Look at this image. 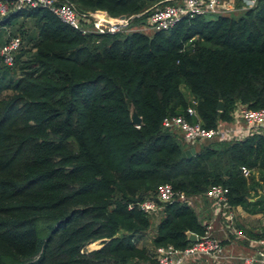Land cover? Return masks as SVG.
Instances as JSON below:
<instances>
[{"label":"trees","instance_id":"trees-1","mask_svg":"<svg viewBox=\"0 0 264 264\" xmlns=\"http://www.w3.org/2000/svg\"><path fill=\"white\" fill-rule=\"evenodd\" d=\"M64 1L132 15L127 27L163 4L56 0ZM147 31L82 32L41 6L0 18V46L19 39L11 64L0 57V264H157L156 246L184 247L188 232L204 230L187 202L156 198L160 182L186 195L219 183L230 204L264 207L248 199L264 182L263 131L182 154L180 133L161 125L181 114L211 127L231 120L237 105L264 106V0ZM145 198L157 209L139 208ZM94 239L99 246L83 247Z\"/></svg>","mask_w":264,"mask_h":264},{"label":"built area","instance_id":"built-area-1","mask_svg":"<svg viewBox=\"0 0 264 264\" xmlns=\"http://www.w3.org/2000/svg\"><path fill=\"white\" fill-rule=\"evenodd\" d=\"M256 0H160V6H152L149 10L146 21L142 25L143 29L166 30L184 15H215L226 13L233 10L236 3L240 8L251 7ZM35 7L47 8L61 22L76 28L91 30L96 33H113L127 28L132 15L120 18L110 16L102 10L78 11L73 3L64 1L61 3L56 0H0V18L4 16L9 8L14 7ZM82 22L88 24L87 27L81 26ZM19 45L17 36H9L5 43L0 46V57L5 64H11L13 53ZM186 113L193 115L192 105L186 107ZM238 117L248 128H264V106L250 108L244 105H237L234 110L233 120ZM230 121H219L215 126L205 127L198 120H188L181 114L165 115L161 119L163 127L173 128L180 132V135L188 141H209V140H228L235 134ZM244 175H248L249 169L241 166ZM227 187L219 183L210 184L204 194L210 198L214 207L221 211L226 229L238 237L248 240V248L237 254L240 264H264V236L249 238L245 232L236 225V214L233 205L226 197ZM156 198L159 201H166L176 198L191 204L189 195L182 191L174 190L168 182H160L155 190ZM139 208L144 211L157 209L158 205L152 198H145L138 203ZM204 230L201 234L194 233V239L184 247H174L167 243L158 245L154 249V256L157 264H186L189 259L200 255H210L216 260L226 259L231 256L223 243L211 231L209 221L203 222ZM234 239H229L233 242Z\"/></svg>","mask_w":264,"mask_h":264},{"label":"crops","instance_id":"crops-1","mask_svg":"<svg viewBox=\"0 0 264 264\" xmlns=\"http://www.w3.org/2000/svg\"><path fill=\"white\" fill-rule=\"evenodd\" d=\"M239 9H240L239 6L235 5L233 10L226 12H231L235 14L239 11ZM231 120H232L231 122L234 123V125H229V126H232L236 132L234 136H232V138L230 139L242 138L253 131L264 132L263 126H258L257 128H252V129L248 128L236 116H235V120L233 119ZM181 140L183 143V150L190 147H193L195 150L197 145L200 143V141L198 140H194V141L185 140L182 136H181ZM252 173L256 178L257 171L252 170ZM259 193H264V182L262 184V187H256L255 194L252 197H249L248 199L260 200L256 198L259 195ZM189 197L191 199L190 205L193 208L197 218L201 221V223L209 221L211 226V231L219 238V240L221 241V243H223L226 250L230 252L231 256L226 259L216 260L214 257L210 255H200L198 257L189 259V261L186 264H240L237 254L239 252L245 251L248 248V240L242 237H238L233 233H231L230 231H228V229H226L221 211L218 208L214 207L212 200L208 198L204 193L189 195ZM260 201L264 205V202L262 200ZM233 209L236 214V225L240 227L249 238L258 237L252 235V232L260 233L261 231H264V207L256 212H248L244 207H242L239 204H236L233 205ZM152 231H153V226H151L150 228V232ZM259 236H264V235H259ZM229 239L231 240L234 239V240L233 242H231L229 241Z\"/></svg>","mask_w":264,"mask_h":264},{"label":"water","instance_id":"water-1","mask_svg":"<svg viewBox=\"0 0 264 264\" xmlns=\"http://www.w3.org/2000/svg\"><path fill=\"white\" fill-rule=\"evenodd\" d=\"M120 18H123V15H119ZM219 108L221 107V102L219 101L218 102V105H217ZM129 115H130V119L133 123L135 124H138L140 122V116L135 112L134 108L132 106H130V110H129ZM194 151V148L193 147H190V148H187V149H184L182 151V154H190L191 152ZM257 199H260L264 202V193H259V195L256 197ZM187 236L190 240H193L195 237H194V233L193 232H188L187 233ZM100 245V244H99ZM98 245V246H99ZM97 247V246H96ZM94 248V247H93Z\"/></svg>","mask_w":264,"mask_h":264},{"label":"rangeland","instance_id":"rangeland-1","mask_svg":"<svg viewBox=\"0 0 264 264\" xmlns=\"http://www.w3.org/2000/svg\"><path fill=\"white\" fill-rule=\"evenodd\" d=\"M236 14H237V13H236ZM207 17L211 18L212 15H207ZM136 27L139 28V29H141V30H143V31H147V29H143V28H142V27H143L142 25H140V26H136V24L133 25V26L127 27V29H128V30H131V29H135ZM147 32H148V31H147ZM151 226H153V225H151ZM150 233H151L150 230L147 231V233H145V234L143 235V237L141 238L142 242H143L145 245H147V246L150 245V242H149ZM91 242H92V243H91ZM99 244H100V240H99V239H94V240H92V241L87 242L83 247H84L85 249H90V248H93V247L98 246Z\"/></svg>","mask_w":264,"mask_h":264}]
</instances>
